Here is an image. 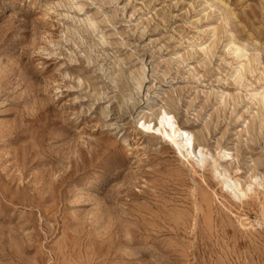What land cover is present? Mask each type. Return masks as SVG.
I'll return each instance as SVG.
<instances>
[{
	"label": "rangeland",
	"instance_id": "obj_1",
	"mask_svg": "<svg viewBox=\"0 0 264 264\" xmlns=\"http://www.w3.org/2000/svg\"><path fill=\"white\" fill-rule=\"evenodd\" d=\"M0 264H264V0H0Z\"/></svg>",
	"mask_w": 264,
	"mask_h": 264
},
{
	"label": "bare ground",
	"instance_id": "obj_2",
	"mask_svg": "<svg viewBox=\"0 0 264 264\" xmlns=\"http://www.w3.org/2000/svg\"><path fill=\"white\" fill-rule=\"evenodd\" d=\"M151 127H152L151 129H153L159 135L161 140L169 144V146L173 149V151L175 152L177 156L187 157L188 155L192 153L193 134L189 132L188 130H186L185 128L181 127L177 123L175 117L170 112L166 110L159 111L158 114L154 117V122ZM199 150H200L199 148L197 147L195 148L194 152L196 155H198ZM202 161H203V158L198 156L197 163L200 164ZM213 166L214 167L212 170H215L217 167L215 165ZM220 174L224 178L221 184L225 183L226 185V183L229 182L227 180L229 179L227 178V174L223 171H221ZM232 182L235 183L234 181ZM228 185H230V182ZM234 186H236V184H234ZM237 187L238 185L236 186V189Z\"/></svg>",
	"mask_w": 264,
	"mask_h": 264
},
{
	"label": "snow or ice",
	"instance_id": "obj_3",
	"mask_svg": "<svg viewBox=\"0 0 264 264\" xmlns=\"http://www.w3.org/2000/svg\"><path fill=\"white\" fill-rule=\"evenodd\" d=\"M144 125L142 124L141 127H143Z\"/></svg>",
	"mask_w": 264,
	"mask_h": 264
}]
</instances>
